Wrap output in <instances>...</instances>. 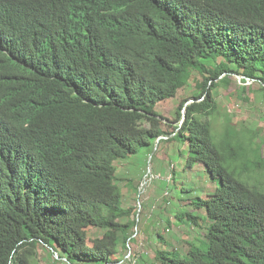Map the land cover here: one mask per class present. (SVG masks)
<instances>
[{
  "label": "trees",
  "instance_id": "16d2710c",
  "mask_svg": "<svg viewBox=\"0 0 264 264\" xmlns=\"http://www.w3.org/2000/svg\"><path fill=\"white\" fill-rule=\"evenodd\" d=\"M193 73L204 82L176 110L171 139L215 188L201 198L195 182L180 184L207 223L185 256L155 259L264 264V187L244 178L264 165L259 135L211 126L229 74L264 91V0H0V264H26L39 245L66 262L117 263L113 244H86L87 230H123L131 210L114 163L164 135L155 107Z\"/></svg>",
  "mask_w": 264,
  "mask_h": 264
},
{
  "label": "rangeland",
  "instance_id": "374dc122",
  "mask_svg": "<svg viewBox=\"0 0 264 264\" xmlns=\"http://www.w3.org/2000/svg\"><path fill=\"white\" fill-rule=\"evenodd\" d=\"M243 78L241 75L229 74L222 87L213 91L219 115L211 121V126L216 134L225 128L233 132L242 130L246 137L258 134L254 147H259L264 159V91L258 82ZM203 82V76L193 73L172 99L158 103L155 111L160 115V131L164 135H160L147 151L140 149L138 153L114 163L121 208L131 210V215L120 219L123 230L112 228L102 232L89 227L87 231L90 238L86 241L88 246H92L96 240L113 244L116 255L112 260L117 261L114 264H160L155 259V253L159 251L176 250L180 256H185L189 247L197 244V239L203 234L202 229L207 223L203 206L196 199L190 203L180 198L178 190L181 183L195 182L200 197L205 198L214 192V184L203 179L204 166L200 158L188 168L184 166L185 156L178 160L179 152L185 150L186 143L178 144L171 139L182 122V119L179 122L176 120V110L185 101V106L193 101L192 93L200 89ZM184 112L183 108V115ZM173 171L178 181L176 184L173 183ZM180 172L185 177H181ZM244 176L250 185L258 189L264 187V165L244 172ZM180 211L195 216L198 226L186 225V218ZM116 216L112 217V221H118ZM34 251L33 258L27 260L26 264L81 263L66 262L56 248L39 245Z\"/></svg>",
  "mask_w": 264,
  "mask_h": 264
},
{
  "label": "water",
  "instance_id": "95a60500",
  "mask_svg": "<svg viewBox=\"0 0 264 264\" xmlns=\"http://www.w3.org/2000/svg\"><path fill=\"white\" fill-rule=\"evenodd\" d=\"M183 117H184V115H183Z\"/></svg>",
  "mask_w": 264,
  "mask_h": 264
}]
</instances>
